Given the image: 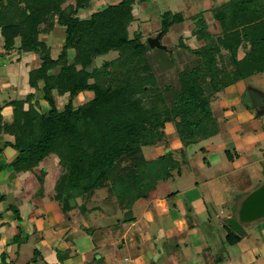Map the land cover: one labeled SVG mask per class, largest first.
Segmentation results:
<instances>
[{"label":"trees","instance_id":"1","mask_svg":"<svg viewBox=\"0 0 264 264\" xmlns=\"http://www.w3.org/2000/svg\"><path fill=\"white\" fill-rule=\"evenodd\" d=\"M72 1L74 4L62 8L65 0H0L4 49L40 57L41 65L28 73V83L37 90L42 82L48 106L42 112L29 94L9 102L13 110L8 122L0 114V135L12 137L5 146L17 152L8 167L18 174L33 173L41 162L56 156L62 173L54 201L63 213L72 211L70 199L76 194L87 195V200L94 190L106 189L109 196H129L120 194L117 180L128 189L145 191L141 174L136 173L143 160L142 148L163 140L166 124L174 126L185 148L213 136L219 124L210 108L215 95L244 75L264 70V5L260 0H230L214 8L212 15L219 27L216 34L207 32L201 17H192L198 24L194 33L203 45L189 51L194 64L177 70L173 85L163 86L156 81L149 59L152 49L147 42H140L139 33L129 39L126 31L135 2L145 0L108 5L83 23L77 12L88 8L91 0ZM55 16L66 28V38L57 59H52L50 48L39 36L50 35L48 24ZM181 21L179 15L164 14L161 35ZM74 48V63L69 64L67 51ZM111 52L116 58L106 59ZM156 52L159 58L166 55ZM97 58L103 61L102 66L86 73ZM55 69L58 71L53 72ZM90 78L93 82L88 84ZM54 94L68 99L61 109ZM79 94L92 99L75 108L71 100ZM119 164L123 166L116 172ZM39 173L42 181L46 172L41 168ZM14 214H18L16 209ZM224 226L230 229L226 222ZM17 237L19 234L13 240L18 245ZM243 237L231 229L225 240L231 244ZM26 239L21 235V240ZM33 255L39 254L35 251Z\"/></svg>","mask_w":264,"mask_h":264},{"label":"crops","instance_id":"2","mask_svg":"<svg viewBox=\"0 0 264 264\" xmlns=\"http://www.w3.org/2000/svg\"><path fill=\"white\" fill-rule=\"evenodd\" d=\"M229 1L227 0L224 4ZM30 54L36 55L34 53L24 54L17 50L6 51L0 36V69L4 68L6 71L5 76L0 74V91L5 93L4 97H0V114L4 122H8L12 115L13 109L9 106V102L21 100L27 95L33 94V102L38 103L43 97V93L40 91L42 82H38L36 91L31 89L28 93L21 92V90L31 88L28 81L18 84V81H21L18 79L21 78V70L25 69L27 74L31 70L28 63L21 65V56ZM21 85L24 86L23 89ZM232 86L238 88L236 90L239 95L234 92L227 93L225 101H222L223 108L220 110V114H213L219 123L218 130L213 136L198 143L204 154L201 155L203 156L201 161L194 163L195 167L192 170L193 177L198 181L194 182L195 185L192 188L183 190L184 194L186 192L194 194L195 197L191 201L197 207L196 211L199 208L202 209L200 216L203 219H199L198 214H194L193 219L190 218L189 221L184 217H179L180 213L177 209L179 201H175L174 197L156 200L161 205V214L176 216V221L171 223L173 227L169 226L167 232L163 229L159 236H153L156 243L158 241L156 239H160V248H157L155 243V247L152 248L146 231L141 230L139 235H136L138 232H135L134 242L123 243L119 235L114 241L109 239L108 242L104 240L102 243L103 248L107 250L102 259L104 264L202 263L200 255L202 244H199L194 224L199 225L212 221L213 216L209 212L207 204L212 200L218 208H222L228 203L224 196L225 192L233 193L229 205L232 213L226 214L227 219L231 218L235 214L239 201L264 183V106L263 110L255 107L249 108L242 102L248 88L251 89V92H257L263 99L264 93L256 88L245 86L242 81ZM232 86L225 90L233 88ZM10 91L16 95L14 99L7 96L6 93ZM253 94L258 97V94ZM240 103L247 110L237 109ZM165 132L169 134L167 127ZM174 137H169V145L172 148L180 147L181 143L176 136ZM6 141L11 142L13 138L0 135V264H36L32 261L33 258L41 260L37 264H60L57 259V251L69 249L70 246L65 235L75 234L79 225L71 222L73 214L71 216L70 213L73 212L69 211L65 213L66 215H62L58 208L52 209L53 203L50 201L51 199H48L49 196L39 190V181L34 175L37 168L33 173L18 174L8 167L17 157V152L11 147L5 146ZM192 148L190 147V149ZM51 162L53 161L41 162L38 168L41 169L46 164L45 172L49 174L51 171H48V165L52 164ZM204 176L206 179H203ZM32 186L37 189L32 191ZM29 191L33 193L29 194ZM21 192L28 193L29 197L25 200L20 198ZM12 196H15L19 202L18 205H21V209L16 208L17 216L14 214L15 208L8 205V200ZM171 202L175 203L171 204ZM191 211L192 209H190ZM224 214L222 209L219 210V215ZM67 216L70 218L66 219ZM217 217L218 215L214 216V218ZM62 223L69 225H66L65 228L60 227ZM136 223L132 222L131 226H135ZM176 223L177 225H175ZM115 225L113 228L119 230L121 226ZM18 234L17 245L13 239ZM175 234H178L177 242L174 240ZM21 235L27 236L28 240H21ZM85 240V237L77 238V245L84 242L80 248L83 255L91 251L90 243ZM157 249L158 252L152 255L151 252ZM230 250L232 255L225 256L226 260L223 264H264V222L246 228L243 239L234 242L230 246ZM35 251L38 252V256L33 255ZM75 257L65 259L61 264H77Z\"/></svg>","mask_w":264,"mask_h":264},{"label":"rangeland","instance_id":"3","mask_svg":"<svg viewBox=\"0 0 264 264\" xmlns=\"http://www.w3.org/2000/svg\"><path fill=\"white\" fill-rule=\"evenodd\" d=\"M119 1L122 0H91L89 7L84 10H79L76 17L81 23H83L88 20L94 12L98 11L99 8V10H101L106 6L116 4ZM226 1L227 0H145L143 2H135L132 10L133 20L126 26L129 39H133L135 33L140 34L139 40L142 43L147 42L149 38L156 37L157 34L160 33L162 28L161 20L166 13L179 15V17L182 18L181 23L171 26L161 40V43L167 47V50L163 51L166 55L159 58L156 49L149 52V59L151 60L155 78L160 86L168 84L173 85L176 80V71L182 70L185 67H190L194 64V56L189 51L197 50L203 45L202 40L194 33L198 24H196V20L192 17L195 15L201 17L206 25L207 32L209 34H216L219 31V27L213 18L212 10L220 4H224ZM73 2L74 1L72 0H65L62 8L74 4ZM260 2L264 5V0H260ZM53 20L54 21H51V23L48 24L52 30L50 35L46 37L41 35L39 36V40L45 42V45L50 48L51 51L49 54L51 55V58L57 59L64 46L66 28L58 24L56 16ZM75 52L76 48L67 51L69 64L74 63ZM116 56V53L111 52L106 55L105 58L113 59L116 58ZM24 63H28L31 70H34L40 67L41 59L38 55L30 54L28 56H21V65H24ZM102 64L103 61H101L100 58H97L93 63V70L96 67L100 68ZM75 68L77 71L81 70V66L79 65ZM57 71V69L53 70V72ZM0 74L2 76L6 75L4 68L0 69ZM18 79H21V81H18V84H20V82L22 84L24 81L25 83L29 81V76L25 69L21 70V78L19 77ZM240 81H242L245 86L256 88L264 93V70L244 75ZM240 81H237L236 83ZM92 82L93 81L90 78L88 84H91ZM22 86L23 85H21V88L23 89L24 86ZM31 89L33 88L21 90V92L28 93ZM236 89L238 90V88L234 86L233 88H229L224 92L222 91L215 95V100L210 102V108L213 114H220V110L223 108L222 101H225L227 93L234 92L239 95ZM33 90L36 91V89ZM6 94L13 99L16 96L11 91ZM4 96L5 93L0 91V97ZM54 96L56 105L58 104L59 109H61L68 101V99L64 97L61 98L56 94H54ZM91 99L92 97L90 96L79 94V96L72 98L71 101L72 105L76 108L87 103ZM38 106L42 112L48 110V106L43 100V97L41 101L38 102ZM237 109L247 110L241 103ZM165 127H167L169 134L165 132V138L163 140L152 146L143 147L141 150L143 160L139 162L140 164L137 166L138 172L136 171V173L138 175L141 174V183L143 185L141 189H145V191L142 190L140 191L141 193H139L135 189H128L123 181L117 180V189L120 194H123V196H129H125V198L114 197L112 195L109 196L110 194L106 189H96L93 191L94 194L87 200V195L83 194H76V196H73V198L70 199V204L74 205L71 211L73 213H70L71 216L73 214L72 221H70L73 224L77 223L79 226L76 229L75 234L71 233L65 235L70 247L65 251H57V259L60 261V264L62 262L64 263L65 259L68 260V258L71 259V257L75 256L77 264H104L102 259L107 251L102 246L104 240L106 242H108L109 239L114 241L120 235L122 238V240L120 239L121 242H134L136 239L135 232H138L136 235H139L141 230L148 233L152 248L155 247V244H157V248H160V239H156L158 240L156 243L153 236H159V234L162 233L160 231H163V229L167 232V227L169 226L173 227V224L171 223H174V220L176 221V216H173V214L167 216L161 214V205L156 202V200L159 199L166 200L169 197H174L175 201H179L177 208L179 211L178 213H180L179 217H184L187 221H189L190 218L192 220L195 216L194 214H198V218L203 219V217L200 216V210L202 209L199 208V210L196 211L197 207L191 201L195 197L194 194L187 192L184 194L183 192L184 189L192 188L195 185L194 182L198 181L193 177L192 170L195 167L194 163L202 160L201 157L203 156L201 155L203 153L200 150L201 146L198 145V143H195L186 148L183 147L182 144L180 147L172 148L169 145L168 140L170 139L169 137L175 138L174 136H176V132L172 124H166ZM190 147L193 148L190 149ZM48 160L53 161L51 162L52 164L48 165V171H51L49 174L47 172L48 176L47 174L46 176H43L41 181L39 176L40 168L35 170L34 175L39 181L38 187L41 185L40 188L42 193L49 196L48 199H51L50 201L53 203L52 209L58 208L62 215H66L61 211L60 205L54 201V196L57 193L55 187L62 173L61 169L57 166L58 158L52 155L43 162L47 163ZM122 166L123 164H119L116 172L121 171ZM46 167V164L43 165L41 167L42 171H46ZM118 175L120 174H117V176ZM203 179H206V176H204ZM32 187V191L37 189L36 187L34 188V186ZM32 191H29V194L33 193ZM29 194L21 192L20 198L25 200L29 197ZM224 196L228 203L222 208H218L212 200L207 204V208H209V212L213 216L212 221L199 225L194 224L196 225V236L199 244H202L200 247V255L203 262L200 264H223L226 260L224 257H230L232 255L230 246L233 245V243L229 244L225 238L231 229L233 231L234 229L231 227L230 229L226 228L224 223L227 219L226 214L232 213L229 205L231 204L230 202L232 201L233 193L225 192ZM199 199L201 200V198ZM17 201V198L12 196L11 199L8 200V205H12L13 208L19 210L21 209V205H18L19 202ZM174 203L175 202H171V204ZM190 209H192L191 212ZM221 209L225 213L224 215H219V210ZM215 215H218V217L214 218ZM68 218H70V216H67L66 219ZM132 222L137 223L135 226H131ZM114 223L121 226L119 230L113 228L115 225ZM66 225L69 224L62 223L60 224V227L65 228ZM175 225H177V223ZM83 237L86 238L85 241L90 243L89 246L91 248V251H88V254L86 255H83L82 249H80L84 242H80V244L77 245V238L81 239ZM177 238L178 234H175L174 240H176V242ZM155 252H158V249L151 252L152 255H154ZM40 262L41 260L39 258L35 260L36 264Z\"/></svg>","mask_w":264,"mask_h":264},{"label":"water","instance_id":"4","mask_svg":"<svg viewBox=\"0 0 264 264\" xmlns=\"http://www.w3.org/2000/svg\"><path fill=\"white\" fill-rule=\"evenodd\" d=\"M161 36V33H159L156 37L149 38L147 40V44L150 49H156L160 51L167 50V47L161 43ZM41 58L43 59L44 55H42ZM93 63L94 62H92L85 70L86 73L92 74ZM253 93L258 94L257 92H251V89L248 88L243 96L242 102L249 108L255 107L257 109L263 110L264 99L261 97V95L259 96L258 94L257 97ZM257 113L260 114V112ZM226 221L228 225L239 234H244V230L254 224L264 222V183L257 186L255 189L245 195L239 201L235 209L234 216L228 218Z\"/></svg>","mask_w":264,"mask_h":264},{"label":"flooded vegetation","instance_id":"5","mask_svg":"<svg viewBox=\"0 0 264 264\" xmlns=\"http://www.w3.org/2000/svg\"><path fill=\"white\" fill-rule=\"evenodd\" d=\"M163 36H161V40H162ZM162 42V41H161Z\"/></svg>","mask_w":264,"mask_h":264}]
</instances>
